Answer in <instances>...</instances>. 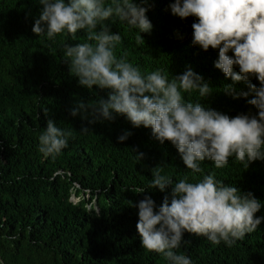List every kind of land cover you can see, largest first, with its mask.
Wrapping results in <instances>:
<instances>
[{
    "label": "trees",
    "instance_id": "trees-1",
    "mask_svg": "<svg viewBox=\"0 0 264 264\" xmlns=\"http://www.w3.org/2000/svg\"><path fill=\"white\" fill-rule=\"evenodd\" d=\"M134 2L148 9L153 27L141 33L144 43L138 45L139 29L116 17L106 21L111 33L121 36L117 57L124 56L145 75L161 69L169 81L190 68L210 84L212 93L204 98L196 91L183 93L186 101L230 117L257 114L247 99H235L223 90L230 84L248 89L215 67L219 49L204 51L192 44L196 17L173 15L174 0ZM42 7L39 0H0V254L6 262L3 239L15 238V243L26 242L34 252L49 256L50 264H171L163 254L143 248L138 204L150 196L158 211L165 198L171 203L174 184L184 178L197 183L214 174L217 181L251 192L261 203L255 216L264 217V160L245 168L231 157L217 169L206 159L198 162L202 171L194 173L170 141L160 143L150 128L133 127L126 116L114 113V120L95 123L90 115L84 118L83 110L73 116L80 102L107 99L110 89L82 86L71 72L65 47L88 42L85 30L64 32L54 40L32 31ZM252 83L259 86L255 78ZM49 119L71 135L67 147L46 157L31 134H42ZM125 132L132 135L120 142ZM158 166L160 174L173 181L163 191L152 187ZM71 184L88 190V201L95 197L98 210L70 201ZM173 251L192 264H264V220L231 246L185 231Z\"/></svg>",
    "mask_w": 264,
    "mask_h": 264
},
{
    "label": "clouds",
    "instance_id": "clouds-1",
    "mask_svg": "<svg viewBox=\"0 0 264 264\" xmlns=\"http://www.w3.org/2000/svg\"><path fill=\"white\" fill-rule=\"evenodd\" d=\"M39 2L43 7L32 31L54 40L64 32L75 35L85 30L88 42L65 47L71 72L82 86L110 89L107 99L95 104L80 102L72 110L73 116L83 110L84 118L91 116V123L101 118L114 120V113L126 116L133 127L150 128L160 143L170 141L194 173L202 171L198 162L206 159L217 169L226 166L231 157L245 168L257 159L264 160V0H174L170 4L173 15L197 18L192 24V44L204 51L219 49L215 67L234 83L246 85L247 91L231 84L223 89L235 99H247L258 110L255 115L241 113L235 117L184 99L183 93L196 91L201 98L212 93L210 84L190 68L169 81L161 69L145 75L124 56L117 57L121 36L111 33L106 21L116 17L139 29L138 45L144 43L141 33L153 27L146 15L148 9L134 0ZM253 78L259 86L252 83ZM70 135L49 119L39 136V151L46 157L59 154L67 147ZM131 135L125 132L118 140L124 142ZM137 156L142 159L143 153ZM160 173V166L153 170L152 187L163 191L173 181ZM138 209L137 229L143 248L163 254L171 264H192L189 257L173 251L180 247L185 231L204 236L213 244L223 241L231 246L264 220L255 216L261 203L253 193L217 181L214 174L197 183L179 180L174 184L171 203L165 198L158 211L150 196L139 202Z\"/></svg>",
    "mask_w": 264,
    "mask_h": 264
},
{
    "label": "rangeland",
    "instance_id": "rangeland-1",
    "mask_svg": "<svg viewBox=\"0 0 264 264\" xmlns=\"http://www.w3.org/2000/svg\"><path fill=\"white\" fill-rule=\"evenodd\" d=\"M31 135L39 141V136L41 134L34 131ZM70 192V201L74 203L83 201L89 211L98 210L95 197L93 200L88 201L90 197L88 190L80 189L76 184H71ZM13 239H3L5 245L3 253L7 257V262L0 254V264H50L49 256L34 252L26 242L15 243V238Z\"/></svg>",
    "mask_w": 264,
    "mask_h": 264
}]
</instances>
